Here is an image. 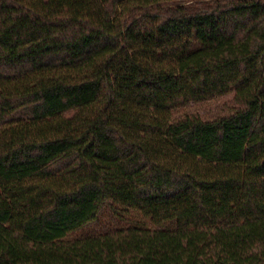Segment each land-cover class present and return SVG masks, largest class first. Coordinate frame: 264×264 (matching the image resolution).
Instances as JSON below:
<instances>
[{
    "label": "trees",
    "instance_id": "1",
    "mask_svg": "<svg viewBox=\"0 0 264 264\" xmlns=\"http://www.w3.org/2000/svg\"><path fill=\"white\" fill-rule=\"evenodd\" d=\"M0 264H264V0H0Z\"/></svg>",
    "mask_w": 264,
    "mask_h": 264
},
{
    "label": "rangeland",
    "instance_id": "2",
    "mask_svg": "<svg viewBox=\"0 0 264 264\" xmlns=\"http://www.w3.org/2000/svg\"><path fill=\"white\" fill-rule=\"evenodd\" d=\"M237 108L233 101V93L229 92L224 95L213 97L201 102H188L184 106L175 109L172 112L174 118H183L186 115H195L204 120H214L218 117L228 115ZM135 221H142L138 215H133Z\"/></svg>",
    "mask_w": 264,
    "mask_h": 264
}]
</instances>
